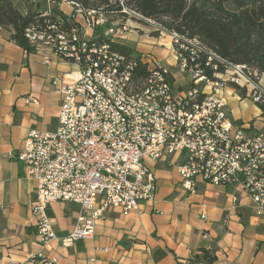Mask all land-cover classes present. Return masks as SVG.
<instances>
[{
    "label": "built area",
    "instance_id": "built-area-1",
    "mask_svg": "<svg viewBox=\"0 0 264 264\" xmlns=\"http://www.w3.org/2000/svg\"><path fill=\"white\" fill-rule=\"evenodd\" d=\"M59 1L73 8L74 29L49 11L25 37L36 51H48L44 64L54 57L76 70L52 79L62 95L57 129L30 132L24 148L12 155L37 183L32 215L41 245L70 247L93 239L110 209L127 216L143 202L154 205L157 177L148 161L175 166L191 193L197 181L239 187L264 217V134L251 135L232 121L223 96L234 87L264 114V73L222 58L198 38L144 20L124 0L115 2L126 18L104 7L87 10ZM129 16L170 37L174 69L185 84L150 55L127 56L112 48L130 33ZM60 202L79 211L64 238L56 235L48 212ZM9 264L59 261L38 253Z\"/></svg>",
    "mask_w": 264,
    "mask_h": 264
},
{
    "label": "crops",
    "instance_id": "crops-1",
    "mask_svg": "<svg viewBox=\"0 0 264 264\" xmlns=\"http://www.w3.org/2000/svg\"><path fill=\"white\" fill-rule=\"evenodd\" d=\"M12 1L23 14L30 7L52 10L44 11L37 0ZM59 11L68 18L74 13L66 3L59 4ZM129 25L147 50L125 39L118 43L154 57L174 74L170 37L137 21ZM8 37L0 32V264L24 262L38 253L56 257L59 264H205L202 251L216 257L213 264H264V217L256 214L247 195L239 187L202 181L191 193L182 187L177 168L163 162L148 161L157 177L154 205L143 202L127 216L110 209L93 239L70 247L60 242L41 245L32 215L37 183L27 179L23 164L12 155L24 148L30 132L57 129L62 95L52 79L76 67L54 57L44 64L48 51L27 53ZM223 96L232 121L251 135L264 134V114L242 91L228 87ZM48 212L56 235L64 238L79 211L60 202Z\"/></svg>",
    "mask_w": 264,
    "mask_h": 264
},
{
    "label": "trees",
    "instance_id": "trees-1",
    "mask_svg": "<svg viewBox=\"0 0 264 264\" xmlns=\"http://www.w3.org/2000/svg\"><path fill=\"white\" fill-rule=\"evenodd\" d=\"M31 0H24L29 3ZM58 1L59 0H54ZM84 9L105 8L117 12L122 8L115 0H68ZM126 7L141 17L154 21L164 29L188 38H198L208 49L234 64H246L264 73V1L263 0H124ZM54 15L65 18V26L74 23L54 7ZM43 12H20L12 0H0V32L27 53L36 48L25 37L26 29L43 19ZM101 32V31H100ZM112 48L127 56H139L133 49L112 43ZM202 262L213 264L216 257L202 251Z\"/></svg>",
    "mask_w": 264,
    "mask_h": 264
},
{
    "label": "rangeland",
    "instance_id": "rangeland-1",
    "mask_svg": "<svg viewBox=\"0 0 264 264\" xmlns=\"http://www.w3.org/2000/svg\"><path fill=\"white\" fill-rule=\"evenodd\" d=\"M59 4H61V3H59L58 1H54V0H37V5H39V7H41L44 11H47L48 10V7H51V8L56 7V8L59 9ZM63 7H66V5L63 6ZM129 18H130L131 21H136L135 19L131 18L130 16H129ZM137 22H140V23H142L144 25L149 26L148 24H145L142 21H137ZM124 42L125 43L131 42L133 44L134 48H135V45L134 44H136L137 47L142 48L143 50H147L146 47H143L142 46L143 45L142 39L141 38H137L136 35L133 32H130L127 35V37L125 38V41ZM172 54H174V51L173 50H172ZM172 67H173V65H172ZM173 71H174V75L176 76V79H177L178 83H182L183 82L185 84L186 81L183 80V77L181 76V74H179L177 72V70H175V69H173ZM186 80H187V83H188L189 82V79H186Z\"/></svg>",
    "mask_w": 264,
    "mask_h": 264
},
{
    "label": "bare ground",
    "instance_id": "bare-ground-1",
    "mask_svg": "<svg viewBox=\"0 0 264 264\" xmlns=\"http://www.w3.org/2000/svg\"><path fill=\"white\" fill-rule=\"evenodd\" d=\"M69 19L73 22V16L69 17ZM73 23H74V22H73ZM72 29H74V26H73Z\"/></svg>",
    "mask_w": 264,
    "mask_h": 264
},
{
    "label": "water",
    "instance_id": "water-1",
    "mask_svg": "<svg viewBox=\"0 0 264 264\" xmlns=\"http://www.w3.org/2000/svg\"><path fill=\"white\" fill-rule=\"evenodd\" d=\"M143 18V17H142ZM145 20V18H143Z\"/></svg>",
    "mask_w": 264,
    "mask_h": 264
}]
</instances>
